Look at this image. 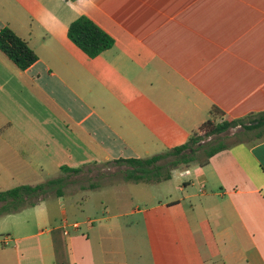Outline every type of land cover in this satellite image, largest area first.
Wrapping results in <instances>:
<instances>
[{"label": "crops", "instance_id": "crops-1", "mask_svg": "<svg viewBox=\"0 0 264 264\" xmlns=\"http://www.w3.org/2000/svg\"><path fill=\"white\" fill-rule=\"evenodd\" d=\"M82 15L112 48L90 57L69 38ZM4 27L38 59L22 70L0 49V191L166 152L215 107L264 110V0H0ZM179 176L165 199L119 192L84 220L75 193L95 183L51 190L0 216V264H264V139Z\"/></svg>", "mask_w": 264, "mask_h": 264}, {"label": "trees", "instance_id": "trees-1", "mask_svg": "<svg viewBox=\"0 0 264 264\" xmlns=\"http://www.w3.org/2000/svg\"><path fill=\"white\" fill-rule=\"evenodd\" d=\"M69 38L79 46L90 57H96L104 51L113 47L115 40L103 30L90 17L82 15L75 19L68 28ZM0 49L22 70L29 68L38 57L29 43L17 35L10 27H4L0 31ZM221 117V119H219ZM240 126L246 131H255L264 128V110L251 112L239 118L225 117L219 108L211 110V117L201 124L200 130L205 136L219 135L231 128ZM204 138L195 136L184 144L167 150L166 152L155 154L146 158H127L117 160V163H127L131 166L126 171L125 179L134 182L159 183L172 177L173 172L179 168L181 163L189 166L197 158L193 144H198V149H203L207 157L200 163H208L210 158L217 152L226 149L229 145L224 142L214 144H199ZM264 139V132L260 130L255 138ZM192 152H187V149ZM173 155L172 160L161 163L163 159ZM68 168H63L67 170ZM166 169V170H165ZM68 171L79 172L80 169ZM63 178L49 179L46 182L36 185L21 184L7 190L0 191V216L18 212L21 209L34 205L37 200L50 188L55 187L57 194L61 195L63 190Z\"/></svg>", "mask_w": 264, "mask_h": 264}, {"label": "rangeland", "instance_id": "rangeland-1", "mask_svg": "<svg viewBox=\"0 0 264 264\" xmlns=\"http://www.w3.org/2000/svg\"><path fill=\"white\" fill-rule=\"evenodd\" d=\"M219 119H221V117ZM260 130H263L264 132V128ZM260 130L246 131L242 127L237 126L219 135L205 136L204 132L200 129L195 131L194 135L197 137L202 136V138H204L199 144H208L210 142L216 144L218 142H224L230 145L241 139H251V138L255 139L257 133ZM197 147L198 144L192 145V148L196 151L195 158L197 159L191 164L200 163L201 161H204L207 157V153L203 149L199 150ZM187 152H192V149L191 148L187 149ZM173 158H174L173 155H169L168 157L163 159L161 163H164L167 160H172ZM185 167H187V165L181 163L179 168L176 169L171 181L169 182L161 181L158 184V183H150V182L127 181L125 179V174L126 171L129 168H131V166L128 165L127 163L111 162L109 164H103L91 170L84 169L81 173H78L77 175L69 176L64 180L62 186L66 192H73L75 189H77V187L80 186L81 183L86 185L90 183L96 184V188H92V190H89L87 193L86 191L84 193L82 192L75 193V215L76 214L81 215L82 217L81 220H84L88 216H92V217L102 216L103 215L102 213H100L99 215L93 214L94 207L98 208V212L104 207L102 202L109 203V205L113 207L114 201L117 200L119 196L124 197V194L122 193L118 195L119 192L126 193V196L130 201H131L130 199L131 197L129 195L130 194L132 195L133 202L130 201L128 202V204L130 205L131 204L135 205L138 203H146L147 201H149L150 200V198L148 197L149 191L152 192L151 193L152 195L165 199L163 197L166 196V190L169 191L174 190L175 192L177 191L178 181L181 178L179 176V171L185 169ZM102 179L110 182L104 184L101 181ZM167 185H169L170 187L167 188L166 187ZM195 189L197 190L198 188L196 187ZM51 190H56V188L52 187L47 192H51ZM64 198L66 200L65 202L67 204V209L69 211L68 214L72 215L71 205L73 203L71 199L73 197L71 195L66 194ZM79 203L83 204V206L81 207ZM113 210L114 209L112 208V211ZM136 217L139 216L138 215L130 216L128 220L134 221L136 220Z\"/></svg>", "mask_w": 264, "mask_h": 264}, {"label": "built area", "instance_id": "built-area-1", "mask_svg": "<svg viewBox=\"0 0 264 264\" xmlns=\"http://www.w3.org/2000/svg\"><path fill=\"white\" fill-rule=\"evenodd\" d=\"M74 226H78L77 224H74Z\"/></svg>", "mask_w": 264, "mask_h": 264}]
</instances>
